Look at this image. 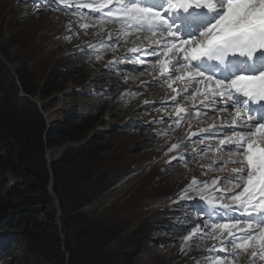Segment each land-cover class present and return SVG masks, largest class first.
<instances>
[{"label":"snow or ice","instance_id":"1","mask_svg":"<svg viewBox=\"0 0 264 264\" xmlns=\"http://www.w3.org/2000/svg\"><path fill=\"white\" fill-rule=\"evenodd\" d=\"M33 2L34 14L44 7L64 11L72 7L73 15L79 18L76 23L85 34L89 28L99 29L93 36L107 32L97 43H85L88 50L99 53L97 60L103 59L105 52L115 53L105 64L109 72L111 66L127 69L132 65L131 71H139V64L150 66L154 72L158 68L159 74L153 80L142 81L138 87L167 81L173 94L166 95L175 105L169 119L176 127L186 116H192L197 103L200 105L188 120L186 139L172 143L163 155L169 156L196 138L202 148H194L191 153L177 152L166 163L179 160L187 167L186 155L213 153L212 163L200 166L206 169L201 175L217 171L224 175H217L210 182L193 176L174 201L186 206L179 231L191 228L183 236L180 251L186 255L196 239L211 240V246L194 257L197 264H264V0ZM85 17L95 19V23H81ZM66 27L71 29L72 22ZM73 35L79 33L64 38L71 40ZM130 38L134 46L120 52L124 46L120 42L127 44ZM75 47L85 51L79 45ZM189 92L190 97L183 95V99L187 102L190 98L191 107L177 102V97ZM209 108L218 119L222 118L221 123L191 131L194 123H201V116L208 115L202 109ZM145 123H163V118ZM171 128L170 124L153 131L164 136ZM225 151L228 159L224 158ZM218 161L221 163L216 167ZM228 164L235 166L228 168Z\"/></svg>","mask_w":264,"mask_h":264},{"label":"rangeland","instance_id":"2","mask_svg":"<svg viewBox=\"0 0 264 264\" xmlns=\"http://www.w3.org/2000/svg\"><path fill=\"white\" fill-rule=\"evenodd\" d=\"M35 7L33 0H0V53L6 57L9 64L7 67L12 71L17 72L26 68L28 73L25 88L31 91L30 95L23 89L19 79H15L20 96L26 95L29 100L30 98L34 100L30 101L41 113L48 135L50 131H58L55 127H61L66 117H75L74 119L79 121L81 116H90L94 120L85 136L79 139H85L82 143L74 145L73 142L79 140L64 139L44 148L43 156L50 175L49 181L44 186L52 204V210H48V213L53 214V226L50 227L56 237L50 242L53 252L59 254L57 264H76L75 260H80V263L84 264H123L120 258H109L107 261L98 259L97 262L95 259L81 260L74 255V251L80 252L84 248L91 247L97 250L99 244L109 241L104 245L108 251L111 250L107 254L115 253L123 247L122 241L130 232L145 221L151 222L153 240L146 243L142 253L133 259L132 264H182L191 258L201 256L204 250L211 246V240L196 239L192 242L191 251L186 255L180 251L183 236L191 231V228L180 232L179 236H174V230L180 228L181 218L186 213L183 202L174 203V201L178 200L181 189L193 176L210 182L217 175L224 173L217 171L201 175L206 169H201L200 166L212 163L213 153L186 155L187 167L179 160L166 163L169 156H175L177 152L191 153L194 148H202L203 145L196 138L193 139L195 142L189 140L169 156L163 155L172 143L183 140L186 130L180 132L181 125L192 118L196 109H200V105L196 104L192 116H186L179 127L169 119L175 110L171 100H163L161 97L158 102L152 101L141 107L134 106L138 95H130V92L122 89L126 85L122 78L128 75L129 67L117 69L111 66L112 71L109 72L104 63L112 59L115 53L109 58L105 52L103 59L97 60L96 56L99 53L87 49L85 42L97 43L107 36V32L93 36V33L98 32L99 29L89 28L85 34L76 23L79 18L73 15L72 7L67 11L54 10L51 6L44 7L38 14H34ZM59 7L63 9L64 6ZM84 11L88 10L84 9ZM69 22H72L71 29L66 27ZM80 22L95 23V19L85 17ZM73 32H78L79 35H73L76 37L72 36L71 40L64 38L72 35ZM76 45L85 51H78ZM64 63L74 64V67L65 78H58L55 81L57 87L55 91L44 96L41 86L47 75ZM139 69L135 74L136 77L144 72L146 67L141 66ZM108 73L114 78L106 79ZM109 81H113L108 83L109 89H112L110 96L94 105L89 111L85 110V106L81 104H85L83 102L91 98L92 94H100L102 84ZM161 84L163 82H159L156 86ZM147 87L152 88L154 85L150 84ZM121 93H125L122 98H120ZM162 101L166 104L161 103ZM177 102L192 106L191 101L185 102L183 96ZM22 108H24L21 109L25 113L24 116H29L31 120L38 119L33 106ZM161 118L163 123H145L153 119L159 121ZM170 124L172 128L168 130L167 135L160 136L153 131L168 128ZM192 128L198 131L199 125L194 123ZM94 134L99 136L94 143L100 149V156L97 161L88 163L85 172L92 174V177L106 174L108 185L79 208L68 209L64 213L60 203L66 207L69 201H74L73 198L83 191L85 185L81 177L83 175H80L83 174V169L79 167L86 165L84 161L87 158L82 155L72 156V151L93 138ZM160 145L163 147H159ZM70 155L73 159H68ZM224 158L228 159L227 152ZM57 160L66 162L65 166L71 171L70 175L73 170L78 171L73 174L76 179L63 191L61 199L55 193L53 172L50 167L51 163ZM220 163L221 161H218L215 166L219 167ZM234 166L227 165L228 168ZM77 213L84 215L86 220L76 219ZM47 215L43 214V217ZM192 215L195 216V213L193 212ZM63 219L67 223H64ZM166 223H172L174 226L167 227ZM164 228L166 230H163ZM197 244L201 247L197 248ZM54 263L56 264L55 261ZM192 264H197V260L194 259ZM199 264H204V261H200Z\"/></svg>","mask_w":264,"mask_h":264},{"label":"trees","instance_id":"3","mask_svg":"<svg viewBox=\"0 0 264 264\" xmlns=\"http://www.w3.org/2000/svg\"><path fill=\"white\" fill-rule=\"evenodd\" d=\"M73 67L74 64L64 63L49 73L41 86L42 94L47 96L55 91V81L65 78ZM17 78L30 95L31 91L25 88L28 82L26 68L12 71L0 59V264H55L54 261L57 264L59 254L54 253L51 246V240L55 236L50 227L53 226V214L48 213V210H52V204L44 186L50 178L43 156L44 148L64 139L83 138L94 120L90 116H81L79 121L75 117H66L61 127H55L58 131H50L48 135L45 131L46 123L35 104L28 97L20 96L15 81ZM32 106L38 119L31 120L21 111L24 109L22 107ZM51 135L53 136L50 137ZM97 139L99 136L94 134L93 138L72 151V156L82 155L87 158L84 161L86 165L79 167L83 169V174L80 175H83L81 177L85 185L83 191L73 198L74 201H69L66 207L60 203L64 213L65 210L79 208L108 185L106 174L92 177V174L85 172L88 163L99 159L100 149L94 143ZM72 156L68 159H73ZM65 163L57 160L50 165L54 190L60 199L63 191L76 179L73 174L78 172L73 170L70 175L71 171L67 170ZM43 214L48 215L43 217ZM76 215V219L86 220L81 213ZM63 221L67 223L64 219ZM150 223L145 221L130 232L122 241L123 247L115 253L107 254L111 250L108 251L104 245L109 241H104L96 247L102 252L91 247L80 252L74 251V255L81 260L95 259L96 262L98 259L107 261L109 258H120L123 264H132L133 259L142 253L146 243L153 240ZM165 225L174 226L172 223ZM174 231V236L181 235L179 229ZM193 261L189 260L185 264H192ZM75 263L84 264L80 260H75Z\"/></svg>","mask_w":264,"mask_h":264},{"label":"bare ground","instance_id":"4","mask_svg":"<svg viewBox=\"0 0 264 264\" xmlns=\"http://www.w3.org/2000/svg\"><path fill=\"white\" fill-rule=\"evenodd\" d=\"M108 27L109 28H114V27H112L110 25ZM73 37H76V36H73ZM130 41H131V38H130V40H129V42L127 44H124V42L121 41L120 43L122 45H124V46L121 47L119 49V51L120 52H124V51L127 50L128 47L134 46ZM113 54H114L113 52H107V55H108L109 58H111V55H113ZM109 60H111V59H109ZM104 64H106V63H104ZM101 65H103V64H101ZM130 66H132V65H130ZM108 74L109 75H108V77H106V79L107 78H114L110 73H108ZM135 74H137V73H128L127 76H124L122 78L125 81H127L126 85L122 89H126L130 93H138V97H137V100H136L134 106L141 107L143 104H145L144 101H146V100L150 101V102H152V101L158 102L159 99H161V97L163 98V100H169L168 99V95H166V94H173V93H171L170 89H168L167 87L159 86V85L156 86L155 85L156 82L152 83L154 85V87H152V88H150V87L148 88L147 86L146 87H138L139 85H141L142 81H151V80H153L154 73L150 74V70L149 69H146L145 73L141 72L138 77H136ZM112 82L113 81H109V82L103 83L102 87H101L102 88V92H100V94H95V95L92 94L91 98L87 99L86 102H83L85 104H81V105L85 106V110L89 111L91 108L94 107V105L98 104L99 102L104 101V99H106L108 96H110V93H112V89L109 91L110 87H109L108 83H112ZM159 94H161V95H159ZM190 101H191V99H190ZM191 103H192V101H191ZM202 111H206L208 113V115L200 117L201 123L198 124L199 128H206L209 124H212V123H216V124L221 123V119L222 118L218 119L211 108L202 109ZM194 116H195V114H193L192 117H194ZM181 128L182 129H180V132H182L183 130H186V134L182 137V139H186L187 133L189 131V129H188V121L186 123L183 122L182 125H181ZM191 131L196 132V130H194L193 128H191ZM219 138H222V137H219ZM193 139H195V138H193ZM225 156H226V151L224 153V157ZM92 204H94V203H92ZM182 264H185V263H182Z\"/></svg>","mask_w":264,"mask_h":264},{"label":"water","instance_id":"5","mask_svg":"<svg viewBox=\"0 0 264 264\" xmlns=\"http://www.w3.org/2000/svg\"><path fill=\"white\" fill-rule=\"evenodd\" d=\"M0 59L3 61L4 64H6V66H9L8 62L6 61V57L5 56H2V54L0 53ZM26 97V95H23ZM30 100L34 101L32 98H30ZM39 104V102H38ZM85 140V139H84ZM84 140H79V141H74L73 144L76 145V144H80L82 143ZM48 155V153H47Z\"/></svg>","mask_w":264,"mask_h":264}]
</instances>
